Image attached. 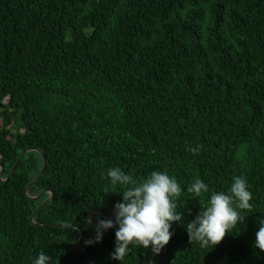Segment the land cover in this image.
I'll use <instances>...</instances> for the list:
<instances>
[{
  "label": "trees",
  "instance_id": "trees-1",
  "mask_svg": "<svg viewBox=\"0 0 264 264\" xmlns=\"http://www.w3.org/2000/svg\"><path fill=\"white\" fill-rule=\"evenodd\" d=\"M28 148L46 166L27 193L38 151L0 180V264H149L158 254L134 245L111 258L115 227L85 248L122 202L113 167L182 187L184 219L152 264H264V0H0L2 178ZM236 176L252 211L214 248L190 243L201 198L187 187L204 181L206 203Z\"/></svg>",
  "mask_w": 264,
  "mask_h": 264
},
{
  "label": "clouds",
  "instance_id": "clouds-1",
  "mask_svg": "<svg viewBox=\"0 0 264 264\" xmlns=\"http://www.w3.org/2000/svg\"><path fill=\"white\" fill-rule=\"evenodd\" d=\"M201 147L197 145L186 150L199 154ZM106 178L111 188L119 186L122 189L119 192L123 199L114 206L115 219H99L95 225L94 240L86 243L101 241L103 231L115 227V247L110 253L112 259L122 262L130 245L151 248L153 253L159 254L171 240L172 224L184 219V213L176 211V201L182 194L177 179L166 171L155 170L147 178L138 181L119 167L110 168ZM187 192L194 198H201L198 214L184 226L190 243L198 242L202 248H214L220 244L226 235L245 220L241 211L251 212L253 209L250 203L253 195L242 176L233 178L227 192L212 191L206 203L202 197L209 192V186L201 179L194 178ZM253 247L264 252V218L259 220ZM50 261L51 257L41 252L33 264H49Z\"/></svg>",
  "mask_w": 264,
  "mask_h": 264
},
{
  "label": "water",
  "instance_id": "water-1",
  "mask_svg": "<svg viewBox=\"0 0 264 264\" xmlns=\"http://www.w3.org/2000/svg\"><path fill=\"white\" fill-rule=\"evenodd\" d=\"M30 150H35V151H38V152H40V154L42 155V166H41V169H40V171H39V173L37 174V176L28 184V186L25 188V192L27 193L28 192V188H29V186L31 185V184H33L34 182H36L38 179H39V177L42 175V173H43V171H44V169H45V166H46V159H45V156L42 154V152L39 150V149H37V148H28V149H26V150H24L21 154H20V156L18 157V159L16 160V162L14 163V165L12 166V168H11V170L9 171V173L7 174V176L5 177V178H2V174H3V168H2V166L0 165V180L1 181H5L7 178H8V176L11 174V172H12V170L15 168V166L17 165V163L19 162V160H20V158L27 152V151H30ZM46 192H50V197L53 195V193L51 192V191H47L46 190ZM43 194V192H41L40 194H38V195H36V196H28L29 198H31V199H34V198H39L41 195ZM50 197H48L44 202H42L37 208H36V210L31 214V216H30V220L33 222V218H34V215H35V213L37 212V210L42 206V205H44L47 201H49V199H50ZM91 215V213L88 215V217ZM115 217V214L112 216V217H106V216H103L102 215V218L103 219H111V218H114ZM92 223H95V222H92ZM109 229V228H108ZM108 229L105 231V233H107V231H108ZM104 233V234H105ZM80 237H81V235H80ZM80 240V238L77 240V242ZM88 241H90V240H88ZM77 242H75V244H74V246L76 245V243ZM89 245V243H87L86 244V246H85V248L87 247ZM73 246V247H74ZM84 248V249H85ZM83 249V250H84ZM83 250H81V251H83ZM167 251V245L164 247V252L163 253H165ZM163 253H161V254H158V255H155V256H151V257H149V259H148V261L149 260H151L153 257H157V256H160V255H162Z\"/></svg>",
  "mask_w": 264,
  "mask_h": 264
},
{
  "label": "rangeland",
  "instance_id": "rangeland-1",
  "mask_svg": "<svg viewBox=\"0 0 264 264\" xmlns=\"http://www.w3.org/2000/svg\"><path fill=\"white\" fill-rule=\"evenodd\" d=\"M148 263H149V264H152V263H151V260H149Z\"/></svg>",
  "mask_w": 264,
  "mask_h": 264
},
{
  "label": "flooded vegetation",
  "instance_id": "flooded-vegetation-1",
  "mask_svg": "<svg viewBox=\"0 0 264 264\" xmlns=\"http://www.w3.org/2000/svg\"><path fill=\"white\" fill-rule=\"evenodd\" d=\"M97 222H98V220H97V221H95V223H97ZM106 230H107V229H106ZM106 230H105V231H106ZM105 231H104V233H105Z\"/></svg>",
  "mask_w": 264,
  "mask_h": 264
}]
</instances>
